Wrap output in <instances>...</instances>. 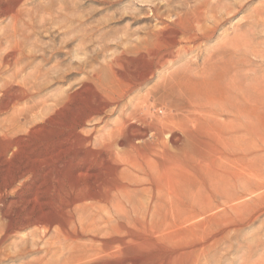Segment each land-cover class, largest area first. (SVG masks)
<instances>
[{
  "label": "rangeland",
  "instance_id": "obj_1",
  "mask_svg": "<svg viewBox=\"0 0 264 264\" xmlns=\"http://www.w3.org/2000/svg\"><path fill=\"white\" fill-rule=\"evenodd\" d=\"M235 1L0 0L1 177L5 171L16 172L19 153L30 154L46 143L52 118L46 108L53 100L61 112L53 121L68 123L99 92L93 74L99 75L100 86H111L112 73L124 74L143 58L144 62L168 61L155 70L148 88L159 75L174 72L167 82L169 101L181 109L178 122L186 137L183 144L174 146L177 149L164 154L161 164L143 165L135 174L121 173L123 164L118 160L93 152L100 162L94 175L108 180L109 189L111 182L113 187L122 181L131 185L134 175L144 179L142 187H151L150 201L138 192L129 196L144 214L134 217L129 206L122 204L127 213L110 221L82 218L79 213H55L42 201V209L48 212L45 230L20 224L6 230L0 221V264H264V151L251 156L237 115L238 108H248L251 100L258 112V134L264 137V94L253 92L249 80L254 72L264 83V63L256 53L238 50L247 38L250 47L259 45L257 56H264V26H245L251 10L263 6L264 0H243L246 8L234 9L224 20L220 16L221 24L212 26V12ZM195 9L205 10L209 17L202 19L203 26L192 17ZM112 61L119 62V67L111 70ZM162 109L158 101L156 117H163ZM113 119L108 112L83 129L97 131ZM139 151L132 160L141 163L148 154ZM82 152L90 154L89 149ZM24 179H16L3 198L7 205L20 203L6 207L12 213H20L22 200L30 199L31 182Z\"/></svg>",
  "mask_w": 264,
  "mask_h": 264
},
{
  "label": "bare ground",
  "instance_id": "obj_2",
  "mask_svg": "<svg viewBox=\"0 0 264 264\" xmlns=\"http://www.w3.org/2000/svg\"><path fill=\"white\" fill-rule=\"evenodd\" d=\"M243 2H244L243 0H236L235 3L233 4L227 3L226 5V3H224L225 5L220 8L219 12L217 11L212 12L210 16V18H212L213 20L212 26H219L221 22L224 20V16H229L230 14H232L234 12V9L235 10L240 9L239 11H241L242 9L246 8L247 4H244ZM220 16H222L223 20H221L222 18L221 19L219 18ZM192 17L197 20L198 26H203L202 19H204V17H207V14L205 10L195 9V11L192 12ZM185 21L186 22L189 21V15L185 18ZM245 26H264V5L259 8H253L251 10V16L248 18ZM241 37L242 35H240V41H242ZM203 38L206 39L207 37L203 36ZM249 47H250L249 39L246 38V40H244V42L241 43V46L238 50L241 49L242 52H249L250 50L252 53H256L255 56L259 58L261 64L264 63V56L262 55L257 56L259 52L257 48H259V45L250 47V49ZM244 48H247L248 51H245ZM253 59L255 60L254 57ZM142 60H144V58ZM142 60H139L138 62H136L134 66L132 67L130 66L129 69L125 66V69L127 68L128 71L127 72L125 71L124 74L123 73H112L111 86L104 85V84H102L103 86H100L101 85L100 83L102 82H100L99 75L93 74L94 82L99 83L97 86V89L99 88V92L96 91L95 96L94 97L92 96L93 98L89 99L88 103H87L88 99L86 100L87 105L85 104L86 107L84 106L85 108L83 110H82L83 105L81 106V110L79 107L78 108L76 107L75 110L76 111L80 110V111L76 115H74L71 121L69 120L70 122L64 123V122H61L60 120L59 122L57 120L56 122L55 120L53 121V118L60 116L61 114L58 108V103L56 101L53 100L51 105H49L46 108L47 112L52 117L51 122L49 121L51 123V127L47 125L50 129L48 128L49 134L47 133L48 139L46 143L41 146L37 145L30 154L20 155L19 153L18 159H17L19 162H18V168L16 172L10 174V172L5 171V173L3 172L2 177L0 176L1 177L0 178V221H2V227H5L6 230H11L20 224V226L22 227H24L23 225H27L28 228L31 225L30 227L31 229L34 228V226H37L38 228H41L42 230L47 229L48 227L47 213L48 212H45L42 209L44 204L49 205V207L50 206L53 207L55 213L56 212L60 214L69 213L71 215H75L79 213L80 217L82 218L104 217L108 221L111 220V217L122 216L127 213L125 206L122 207V204L129 206L128 212H131L134 217L135 216L139 217L140 215L144 214V211L140 210L141 207L137 208L135 204H132L129 199V196L131 193L138 192L146 196L148 201L152 200V196H154V191L151 189V187L149 186L146 187L147 185H144L145 187H142L144 179H141V177H137L136 175H134L132 177L133 183L131 185H129V182L127 184L126 181H122L121 186L113 187L112 186L113 184L111 182V189H109L110 188L109 181L108 180H98L97 177L95 176L96 174L94 175V172H93V170L98 168L100 165L99 160L95 157V154H93V152H98L100 154H103L104 156H106V159H109V160L111 159V161L113 162L115 160L116 161L118 160L121 164H123V169L121 170V173H123V171L124 172L131 171L135 174L136 169H141V170L143 169V165L147 167L153 164L155 165L161 164L162 161L164 160L165 153H168L170 150H172V148L176 144H179V143L183 144L185 142L184 138L186 137H184L182 128L179 126V122H178V117L180 114L179 111L181 109L179 107L172 105V102L169 101L170 93L167 90V85H168L167 82L172 77L174 72L167 73L168 74L167 76L164 75L165 73L159 75L156 83L148 88L147 84L150 83L151 80L154 78L155 70L163 68L167 64L168 61L162 58L161 59L153 58V59H150L148 62H144ZM9 61H10V58H9ZM9 63L10 62H8V64ZM118 63L119 62L116 63L115 61H112L111 66H110L111 70H113L117 66L119 67ZM123 64L124 62L121 65ZM168 64H170V62ZM243 74H245V71ZM250 75L251 74H249L248 76ZM249 80H250V83L253 85L251 87L254 90L253 91L251 89L253 92L258 91L264 94V83L262 82V80H260L259 78L255 76L254 72H252V75L250 76ZM88 88L90 89V87H87V90ZM249 88L250 87H248V89ZM80 93L82 92H79V94ZM90 93L92 94L93 91L92 92L90 91ZM74 95L75 97L77 96V94H74ZM80 96H82V94ZM249 96L251 95L249 94ZM252 96L254 95L252 94ZM240 97L242 98V95ZM3 98L4 97H2V99ZM179 98L181 99V97ZM80 99L81 98H79L78 100ZM15 101L13 103H15ZM158 101H160L161 105L163 106V109H162L163 117L161 118H158L155 116V111H156ZM251 102H252L251 100H248L247 103L250 106L248 108H245V107L238 108V111H237L238 114L237 113L236 114L238 115V117L240 118V121L242 122L241 132L244 133L246 136H248L247 139L244 141V144H250L249 149L251 150V152L253 151V153L251 154V156L253 157L254 155H256L255 151L257 150L264 151V137H261L258 134L257 127H256L257 121L259 120L258 112L255 106L253 105V103ZM9 104H12V103L10 102ZM65 110H68V109H65ZM108 112L111 113V117L114 116V119L111 121V123L105 124L103 127L101 125V128L97 131H95V129H91L90 131H87V132L84 131L83 127H85L86 124L90 123L93 120V118L101 116V115L103 116L104 114ZM190 118L191 119L193 118L192 120H195L196 117L195 118L190 117ZM47 126H46V129H47ZM93 126H96V125H93ZM96 133L98 135L93 137ZM35 136L33 135L34 138ZM11 141H13V139ZM237 141H239V138L237 139ZM240 141L243 143V138H240ZM18 148L16 151H18ZM84 149H89L90 154L83 153L82 151ZM173 149H177V148L174 147ZM21 150L23 149L21 148ZM139 150L145 151L148 154V155H145V159L141 163L135 160H132L135 154L140 153ZM178 150H180V148ZM27 152L28 151H26V153ZM182 152L183 151H181V153ZM236 160L237 159L233 157V161L235 162ZM106 164H109V162ZM254 171L256 172V170L254 169L251 170L250 175L254 174ZM252 176L254 177L255 175H252ZM19 178H25L24 180H26V182L27 181L31 182L30 187L28 185V188H29L28 196L30 199L28 201H25L26 199L22 200L23 207H21L22 210L20 209L21 210L19 211L20 213H15V212L12 213L8 211L6 207L7 206L17 207L20 203L16 201L12 202L9 199L11 203L8 201L10 204L7 205V204H4L3 198L8 195V188H10V186L15 182V180ZM17 184L19 186V182ZM261 184L263 185V183ZM24 194L26 195V193ZM17 195H15V197ZM159 195L160 193L155 191V196L158 197ZM113 199L116 201H113ZM45 200L47 201L46 203L44 204L41 203L42 201H45ZM113 202L115 203L114 205H113ZM30 203L33 204L34 206L28 208ZM35 204L39 205L37 209L35 207L36 206ZM16 230L18 231V229ZM0 242H1V239H0Z\"/></svg>",
  "mask_w": 264,
  "mask_h": 264
}]
</instances>
